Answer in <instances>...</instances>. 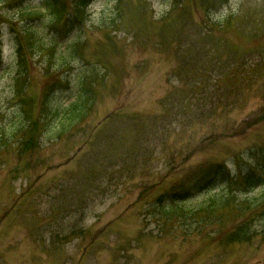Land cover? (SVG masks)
Wrapping results in <instances>:
<instances>
[{
	"label": "rangeland",
	"instance_id": "374dc122",
	"mask_svg": "<svg viewBox=\"0 0 264 264\" xmlns=\"http://www.w3.org/2000/svg\"><path fill=\"white\" fill-rule=\"evenodd\" d=\"M58 1L57 19L45 0H0V264H264V201L239 212L233 200L204 229L195 211L191 232L152 206L264 148V0H80L71 26L73 0ZM86 73L84 121L23 152L21 110L36 120L45 93L65 107ZM224 190L216 180L185 207ZM249 218L252 240L228 244Z\"/></svg>",
	"mask_w": 264,
	"mask_h": 264
},
{
	"label": "trees",
	"instance_id": "16d2710c",
	"mask_svg": "<svg viewBox=\"0 0 264 264\" xmlns=\"http://www.w3.org/2000/svg\"><path fill=\"white\" fill-rule=\"evenodd\" d=\"M79 2L80 0H73L76 10L69 13L70 15L67 16L68 21H66V25L69 24V26H71L72 24L70 22L72 21L83 22L82 19L83 16H85V11H83L82 3ZM58 4L60 5L58 0H54V3L53 0H47L45 4V9H48L50 12L52 11L57 19L59 17V10H61V12L65 10L63 6L58 9L56 7ZM74 43L75 42H68L63 48V59L61 61L63 66L70 64L71 60L75 58L76 45ZM25 44L26 42L24 41V45ZM32 44L34 47L38 45L37 41ZM177 48L181 58L183 56L187 59L190 54L182 48V44H179ZM200 49L201 47L199 50ZM17 51L19 66L22 67L25 63L22 44L19 43ZM65 55H67V58L64 57ZM91 80L92 77L90 73H86L81 77V86L77 97L65 107H62V101L57 97L56 93L53 94L54 96L45 93L41 103V111L36 120H33L30 115H24L23 110H21L23 115L21 114L19 120L20 127H18V129L24 130L26 127L30 130L29 133H31V137L23 144V152H28V145L32 144V148L35 145L38 146V137H40L38 134L45 132L49 140L55 139L84 121L86 116L90 113L94 102V98L91 97L88 86V81ZM17 94L19 96L21 95L19 91ZM23 99L24 98H22V100ZM181 106L182 104H175V108L178 110H181ZM236 174V176L232 177L233 175L229 171H226L225 167L222 165L209 168L206 172L200 173L194 180L192 177L190 181L181 183L178 188H172L167 196H159L157 199L158 204L155 202L152 206L153 208L156 207L162 210L163 213H165L164 219L167 221H173L175 217L180 216L183 223L182 228L188 232H191L188 221L193 220V213L195 211L197 215L200 213L202 214L200 219L196 222L200 225L199 228H203L201 226L206 221H211L207 225L215 223L216 221L220 222L216 214L230 203L232 204L233 200L238 202H234V204L239 212H242L241 210L243 209L252 210L253 207L259 208V204L264 201V148L261 149L255 157H251L250 163L238 161ZM216 180H219L223 184L225 190L222 195H216L199 208L187 209L185 207L186 201L190 199L193 194L208 189ZM209 182L210 184H208ZM257 189L261 190L260 198L257 199V202L248 199V197H245L243 201H239L238 195L237 197L235 196L237 192L243 196H247ZM262 212L264 214V210ZM253 220V218H249L245 222L236 225L234 229H231L226 236V242L228 244L250 242L256 232L253 228Z\"/></svg>",
	"mask_w": 264,
	"mask_h": 264
}]
</instances>
